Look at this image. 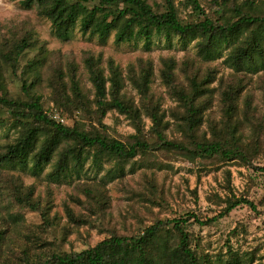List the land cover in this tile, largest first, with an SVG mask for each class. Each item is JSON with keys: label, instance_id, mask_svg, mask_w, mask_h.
Instances as JSON below:
<instances>
[{"label": "trees", "instance_id": "obj_1", "mask_svg": "<svg viewBox=\"0 0 264 264\" xmlns=\"http://www.w3.org/2000/svg\"><path fill=\"white\" fill-rule=\"evenodd\" d=\"M175 1L161 0L155 5L147 0H23L22 3L46 18L57 38L63 41L69 39L71 30L78 24L82 33L102 41L113 33L116 43L134 39L149 42L155 33L167 39L176 35L182 43L195 40L197 53L205 61L220 57L222 48L228 49L222 62L238 75L229 82L220 80L218 119L206 114L211 105L210 83L215 77L212 70L204 76L188 74L183 84L176 80L174 60H162L161 79L177 101L171 110L173 121L170 122L150 94L151 62L142 63L139 71L131 67L128 76L140 95L141 106H137L122 92L124 78L113 60H108L106 75L101 57L87 55L84 62L94 90L90 99L80 86L73 60L61 61L58 53L49 51L31 28L23 27L16 35L0 37V108L8 112L10 126L16 132L0 149V179L11 188L13 200L37 212L43 224L54 223L49 215V201L43 204L34 198L33 185H24L19 177L2 170L3 165H17L37 173L51 164L46 176L56 181L71 173L79 175L88 158L99 166L104 157L119 161L140 155L146 159L152 151H160L190 161L236 160L264 174V166L252 163L260 149L264 115L257 116L249 96H245L242 107L239 106L246 77L264 68V0H212L211 14L198 0H184L199 17L190 22L179 18ZM28 51L33 53L25 63L31 75L27 83L21 76L23 68H19V61ZM43 67H48L46 80L53 105L63 111H81L90 122L89 129L78 122L72 125L57 122L44 108L42 96L36 89L42 80ZM8 74L19 81L15 96L6 88ZM110 110L130 120L134 133L126 140L108 137L100 131L106 127L103 118ZM142 114L151 122L148 129H145ZM204 123L207 128H203ZM5 124L6 119L0 116V128ZM171 125L172 130L180 134L179 138H170L165 132ZM115 163L116 170L121 169L119 162ZM91 198L102 210L105 204L102 190ZM222 201L225 206L215 216L199 218L187 212L178 218L156 219L135 234L112 235L78 252H37L31 256L28 247L20 245L19 262L2 259L0 254V264H201L197 242L186 227L190 219L206 225L242 204L255 209L253 202L243 196L231 195ZM66 214L74 223L85 221L68 207ZM5 238V231L0 230V248ZM226 254L224 264L244 263L231 246L227 247ZM202 258V264H211L206 255Z\"/></svg>", "mask_w": 264, "mask_h": 264}, {"label": "rangeland", "instance_id": "obj_2", "mask_svg": "<svg viewBox=\"0 0 264 264\" xmlns=\"http://www.w3.org/2000/svg\"><path fill=\"white\" fill-rule=\"evenodd\" d=\"M147 1L153 5L161 2ZM22 2L23 0H0V37L16 35L23 27L31 28L49 51L58 53L61 61L73 60L76 76L88 98L92 99L94 90L84 62L87 55L101 57V66L106 75L109 71L108 60H113L124 78L122 92L137 106H141L140 95L128 76L131 67L139 71L140 65L149 61L153 71L150 94L158 102L160 109L164 110L166 119L172 122L171 110L176 107L177 101L170 95L160 76L162 60L170 58L174 60L176 80L183 84L186 83L188 74L204 76L210 70L214 72L215 77L210 83L211 105L206 114L213 119L220 117V80L229 82L238 75L222 62L228 49L222 48L220 57L205 61L197 53L195 40L182 43L176 35L167 39L162 34L155 33L149 42L134 39L116 43L113 33L102 41L96 36L82 33L78 24L71 30L69 39L63 41L57 38L46 18L39 16L34 8L25 7ZM175 2L179 18L183 22L199 19L184 0ZM198 2L211 14L212 0ZM32 53L28 51L19 61V68H23L21 76L27 83L30 82L31 75L25 63ZM47 71L48 67H43L42 80L36 87L42 96L44 108L55 110L64 116L67 125L78 122L81 127L89 129L90 122L81 111H63L53 105L51 88L46 80ZM245 80L247 83L239 98V106L242 107L245 96H249L257 116L264 115V68L257 73L248 74ZM6 82L7 90L15 96L19 81L8 74ZM0 116L6 119V124L0 128L2 149L16 132L10 126V117L5 109L0 108ZM142 119L145 129H148L151 125L149 118L142 114ZM103 123L106 127H99L103 129L100 131L108 137L126 140L128 135L134 133L130 120L116 110L108 111ZM172 128L173 125L165 130L167 135L179 138L180 134ZM203 128H207L206 123ZM148 137L152 139L150 134ZM259 141L260 149L252 163L264 166V130ZM115 162H119L121 169L116 170ZM51 167L48 164L37 173L17 165L6 164L1 167L19 177L24 185H33V197L43 204L49 201V215L54 218L52 225L43 224L37 212L21 207L13 200L11 188L0 179V230H4L6 236L0 248L2 259L19 262L20 245L27 246L31 256L37 252H78L112 235L135 234L156 219L178 218L187 212H193L199 218L212 217L225 206L222 200L234 195L248 198L255 209L242 204L210 224L200 225L190 219L186 225L197 242L200 263H203L202 257L206 255L211 264H224L227 247L231 246L242 257L243 264H264V174L250 165H242L236 160L190 161L171 152L152 151L146 159L140 155L119 161L104 157L99 166L93 165L88 158L79 175L71 173L56 181H50L46 176ZM108 170L111 172L107 173ZM99 189L105 196L102 210L95 206L91 198ZM66 207L84 219V223L70 221ZM194 245L195 242L192 243Z\"/></svg>", "mask_w": 264, "mask_h": 264}, {"label": "built area", "instance_id": "obj_3", "mask_svg": "<svg viewBox=\"0 0 264 264\" xmlns=\"http://www.w3.org/2000/svg\"><path fill=\"white\" fill-rule=\"evenodd\" d=\"M49 114L52 116V118L54 120H56L57 122H60V123H65L66 121V118L64 116H62L61 114H59L57 111L55 110H49Z\"/></svg>", "mask_w": 264, "mask_h": 264}]
</instances>
